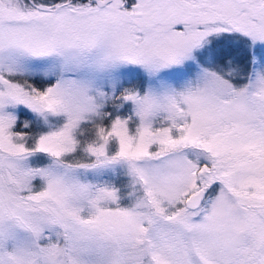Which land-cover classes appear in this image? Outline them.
Wrapping results in <instances>:
<instances>
[{"label": "snow or ice", "instance_id": "1", "mask_svg": "<svg viewBox=\"0 0 264 264\" xmlns=\"http://www.w3.org/2000/svg\"><path fill=\"white\" fill-rule=\"evenodd\" d=\"M0 264H264V0H0Z\"/></svg>", "mask_w": 264, "mask_h": 264}]
</instances>
